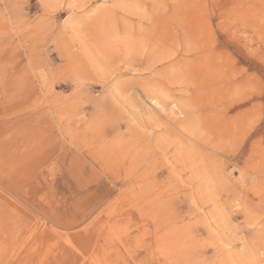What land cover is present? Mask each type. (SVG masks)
Returning <instances> with one entry per match:
<instances>
[{
	"label": "rangeland",
	"instance_id": "374dc122",
	"mask_svg": "<svg viewBox=\"0 0 264 264\" xmlns=\"http://www.w3.org/2000/svg\"><path fill=\"white\" fill-rule=\"evenodd\" d=\"M0 264H264V0H0Z\"/></svg>",
	"mask_w": 264,
	"mask_h": 264
},
{
	"label": "bare ground",
	"instance_id": "6f19581e",
	"mask_svg": "<svg viewBox=\"0 0 264 264\" xmlns=\"http://www.w3.org/2000/svg\"><path fill=\"white\" fill-rule=\"evenodd\" d=\"M178 112H179V111H178L177 108H173V109H172V114L176 115ZM57 233H58V232H57ZM62 237H63V236H62ZM62 237H61V238H62Z\"/></svg>",
	"mask_w": 264,
	"mask_h": 264
}]
</instances>
